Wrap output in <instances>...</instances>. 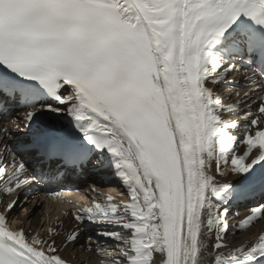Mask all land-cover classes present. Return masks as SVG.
I'll use <instances>...</instances> for the list:
<instances>
[{"label":"snow or ice","instance_id":"snow-or-ice-1","mask_svg":"<svg viewBox=\"0 0 264 264\" xmlns=\"http://www.w3.org/2000/svg\"><path fill=\"white\" fill-rule=\"evenodd\" d=\"M258 224L264 0H0V264H264Z\"/></svg>","mask_w":264,"mask_h":264},{"label":"bare ground","instance_id":"bare-ground-1","mask_svg":"<svg viewBox=\"0 0 264 264\" xmlns=\"http://www.w3.org/2000/svg\"><path fill=\"white\" fill-rule=\"evenodd\" d=\"M11 125L13 127H15V125H13V124H11ZM9 128H11L10 124H9ZM9 142H11V141H9ZM89 182L90 183L87 184V188L85 189V191H87V192H88V186L91 185V183H92L91 181H89ZM112 185H113V187H112ZM106 186H107L106 188H102L103 190H101L103 194L108 193L109 195H112L113 197L120 199L119 192L121 191V189L118 187V183L116 181H112L111 183H108ZM105 194H104L103 198H102V196H99L100 198H98V199L104 200L107 197V195H105ZM95 195H96L95 193H92V196H95ZM81 198L86 199V196L84 195ZM37 210L39 211V209H36V211ZM31 212L32 213L30 214L27 211L26 215H28L29 217H32L35 214V210H32ZM56 214L57 213L55 211V212H53V215H49L46 218L45 217H43V218L39 217L41 220L38 217H34L33 220L30 219L28 222V225H31V227H29V229H35L36 231H39L40 235H44L46 232L47 225L49 223L53 224L56 221V218H57ZM31 221L34 222V224H31ZM43 223H44V225H43ZM68 227L69 228L72 227L71 223H69ZM43 228H44V230H43ZM261 228H264V224H258L251 231L252 232H259ZM237 238L238 239H245L246 237H242L238 233ZM65 255L72 259V264H96V260L93 257L92 253L85 251L84 247H82V246H78L76 249H69L68 252L65 253Z\"/></svg>","mask_w":264,"mask_h":264},{"label":"rangeland","instance_id":"rangeland-1","mask_svg":"<svg viewBox=\"0 0 264 264\" xmlns=\"http://www.w3.org/2000/svg\"><path fill=\"white\" fill-rule=\"evenodd\" d=\"M10 127H11V129L13 130V132H15V130H16L15 127H13L11 124H10ZM112 187H113V185H112ZM95 194H96V193H95ZM104 194H105V193H104ZM104 194L102 195V198H103ZM81 197H82V196H81ZM98 198H100V197H98ZM24 207H26V208L28 209V212H29L30 214L32 213V212L29 210V209H31V208H30L28 205H26V206H24ZM24 213H25V212H24ZM24 213H23V215H22L21 218H22V219H28L29 216L26 215V214H24ZM40 213H41V210H39V211H38V210H37V211L35 210V214L31 217V219L33 220L34 217H38V218L41 217ZM39 219H40V218H39ZM40 220H41V219H40ZM31 224H34V222L31 221ZM43 225H44V223H43ZM27 227L29 228V227H31V225H28ZM41 230H42V229H41ZM43 230H44V228H43Z\"/></svg>","mask_w":264,"mask_h":264}]
</instances>
